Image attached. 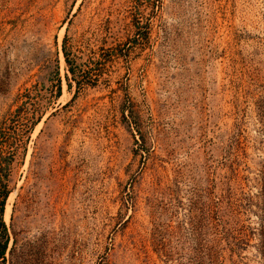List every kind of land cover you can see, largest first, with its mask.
Wrapping results in <instances>:
<instances>
[{"label":"rangeland","instance_id":"1","mask_svg":"<svg viewBox=\"0 0 264 264\" xmlns=\"http://www.w3.org/2000/svg\"><path fill=\"white\" fill-rule=\"evenodd\" d=\"M18 108L0 264H264V0H0Z\"/></svg>","mask_w":264,"mask_h":264},{"label":"trees","instance_id":"2","mask_svg":"<svg viewBox=\"0 0 264 264\" xmlns=\"http://www.w3.org/2000/svg\"><path fill=\"white\" fill-rule=\"evenodd\" d=\"M64 55V60L67 64H69V59L66 55L65 52H63ZM70 71L73 75V77H75V71L73 68L70 67ZM24 97L26 99H29L30 96L25 93ZM25 101H23L24 103ZM22 108V107H21ZM37 111L36 108H33L32 111V115L30 118H26L27 121H29L31 118H35V112ZM15 114H12V116L10 118H8V122H3L1 127H0V149H1V145H3V143L6 141V139L8 138V135L11 132H17L19 130H16L17 127H19L18 122L21 119V115H20V110L18 108L17 112H14ZM33 116V117H32ZM31 119V120H32ZM35 121H31V126H27L25 127L26 124L21 123V129L20 132L21 134L23 133H27L28 129H30L32 127V125H34ZM18 124V125H17ZM25 127V129H24ZM9 193V189H8V170H6L5 166L3 165L2 161H1V156H0V257H3V254L5 252V249L7 247V243H8V234L6 231V226L2 220V213H3V209H4V203L6 200V197Z\"/></svg>","mask_w":264,"mask_h":264}]
</instances>
